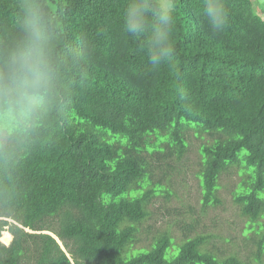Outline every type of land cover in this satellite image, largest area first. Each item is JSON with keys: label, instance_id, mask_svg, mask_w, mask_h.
<instances>
[{"label": "trees", "instance_id": "1", "mask_svg": "<svg viewBox=\"0 0 264 264\" xmlns=\"http://www.w3.org/2000/svg\"><path fill=\"white\" fill-rule=\"evenodd\" d=\"M21 3L0 0V43L19 27ZM48 3L70 94L46 143L17 146L20 194H0V264H245L210 250L203 235L175 249L169 234L127 247L157 191L142 188L151 160L166 148L183 155L189 129L220 133L201 146L204 202L217 201L220 175L240 165L242 213L264 214V18L252 0H226L230 22L219 34L200 0H178L175 59L156 69L122 30L126 0ZM85 46L90 57L80 59Z\"/></svg>", "mask_w": 264, "mask_h": 264}, {"label": "clouds", "instance_id": "2", "mask_svg": "<svg viewBox=\"0 0 264 264\" xmlns=\"http://www.w3.org/2000/svg\"><path fill=\"white\" fill-rule=\"evenodd\" d=\"M178 0H126L122 30L139 42L153 69L175 59L174 30ZM200 14L213 34L230 22L226 0H200ZM19 27L0 43V194L19 195L13 183L17 146L34 139L46 143L45 132L67 104L62 59L63 33L48 0H22ZM89 59L85 49L77 54Z\"/></svg>", "mask_w": 264, "mask_h": 264}, {"label": "rangeland", "instance_id": "3", "mask_svg": "<svg viewBox=\"0 0 264 264\" xmlns=\"http://www.w3.org/2000/svg\"><path fill=\"white\" fill-rule=\"evenodd\" d=\"M252 2L256 13L264 18V0ZM219 135L189 129L183 155L166 148L163 154L154 156L142 188L157 191L147 206V217L137 224L136 238L128 251L150 248L162 234L173 238L172 249L188 238L203 235L207 238L206 247L219 256L235 255L245 264H264V250L257 257L264 233V214L252 220L242 213L237 200L248 176L243 167L229 166L219 177L217 201L206 204L203 200L201 146ZM245 153L241 150L239 156ZM259 195L264 197V192Z\"/></svg>", "mask_w": 264, "mask_h": 264}, {"label": "water", "instance_id": "4", "mask_svg": "<svg viewBox=\"0 0 264 264\" xmlns=\"http://www.w3.org/2000/svg\"><path fill=\"white\" fill-rule=\"evenodd\" d=\"M50 234H52L57 240L58 242L61 244L62 248L64 249V246L62 245V243L60 242V240L51 232H48ZM12 239L11 240H6V241H3L6 245H9L11 243ZM65 250V249H64Z\"/></svg>", "mask_w": 264, "mask_h": 264}]
</instances>
